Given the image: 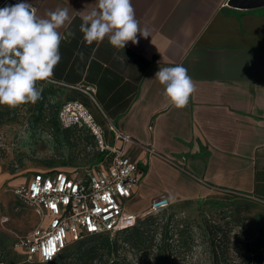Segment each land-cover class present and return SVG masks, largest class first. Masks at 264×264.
<instances>
[{"label":"crops","instance_id":"0c3cea01","mask_svg":"<svg viewBox=\"0 0 264 264\" xmlns=\"http://www.w3.org/2000/svg\"><path fill=\"white\" fill-rule=\"evenodd\" d=\"M8 1L0 0V8ZM28 2L41 17L56 8L69 11L72 22L60 29L61 61L47 81L70 98L62 104L81 102L106 143L122 147L138 166L140 182L128 200L138 204L132 213L142 214L158 197L172 205L220 193L264 205V3L132 0L150 36L138 34V44L118 50L107 38L83 41L81 16L96 0ZM177 64L196 85L181 109L164 99V86L154 79L160 67ZM114 131L130 141L115 139Z\"/></svg>","mask_w":264,"mask_h":264},{"label":"rangeland","instance_id":"374dc122","mask_svg":"<svg viewBox=\"0 0 264 264\" xmlns=\"http://www.w3.org/2000/svg\"><path fill=\"white\" fill-rule=\"evenodd\" d=\"M41 99L16 108L0 105V262L25 264L14 243L39 224L33 210L13 193L38 171L69 170L94 164L100 157L85 130L61 129L59 106L69 100L65 91L42 80ZM128 211L138 204L126 201ZM264 224V205L220 193L197 201L172 203L165 211L149 215L134 230L86 238L64 253L71 264H213L211 239L219 251L235 260L240 244L251 239ZM109 244V245H108ZM92 248L89 254L84 251Z\"/></svg>","mask_w":264,"mask_h":264},{"label":"built area","instance_id":"2783aa9c","mask_svg":"<svg viewBox=\"0 0 264 264\" xmlns=\"http://www.w3.org/2000/svg\"><path fill=\"white\" fill-rule=\"evenodd\" d=\"M57 120L62 129L87 131L102 158L93 165L71 170L34 172L13 190L39 220L29 234L17 237L14 243L15 250L29 264L51 263L71 243L89 236L115 235L129 230L139 220L171 206L168 198L158 197L142 214L128 211L125 202L133 197L140 182L136 163L124 154L122 147L106 143L104 129L81 102L62 104ZM114 134L115 139L130 141L116 131ZM141 147L149 156L163 158L152 148ZM48 251L51 255L45 254Z\"/></svg>","mask_w":264,"mask_h":264},{"label":"clouds","instance_id":"9594fccd","mask_svg":"<svg viewBox=\"0 0 264 264\" xmlns=\"http://www.w3.org/2000/svg\"><path fill=\"white\" fill-rule=\"evenodd\" d=\"M81 19L80 32L87 45L107 38L119 50L128 42L138 44V34L150 36L141 28L132 0H96ZM71 22L67 8L48 10L41 17L28 0L0 8V105L16 108L41 99L37 82L53 76L65 39L60 29ZM154 79L164 86V99L177 109L186 107L196 91L195 82L181 64L160 67Z\"/></svg>","mask_w":264,"mask_h":264},{"label":"trees","instance_id":"16d2710c","mask_svg":"<svg viewBox=\"0 0 264 264\" xmlns=\"http://www.w3.org/2000/svg\"><path fill=\"white\" fill-rule=\"evenodd\" d=\"M56 123L60 127L57 118H56ZM101 158H102V154H100L98 161ZM152 215H155V214H152ZM145 218L139 220L136 223V225L129 230H134L137 227L138 223L140 221H143ZM129 230L122 231L120 233L127 232ZM101 236H108V234L98 235V236H89L86 238H98ZM86 238H84V239H86ZM82 240L69 244L53 262L48 263V264H71L70 262L67 261V259L70 257V254L69 253L65 254L64 251L70 245L80 243ZM211 247H212L211 251H212V257H213V264H264V224L259 228V230L255 233V235L251 239L245 240L244 242H242L240 244V248L238 250V255H237V258L235 260H229L228 250H226V249L223 251L218 250L219 242L216 241V238L211 239ZM92 251H93V249L89 248L86 251H84V254H89ZM23 263L29 264V263H26L24 261H23ZM0 264H2V263L0 262ZM112 264H118V263L112 262Z\"/></svg>","mask_w":264,"mask_h":264},{"label":"water","instance_id":"95a60500","mask_svg":"<svg viewBox=\"0 0 264 264\" xmlns=\"http://www.w3.org/2000/svg\"><path fill=\"white\" fill-rule=\"evenodd\" d=\"M263 0H230L229 4L233 7L251 8L263 5ZM16 2L8 1L6 5H14Z\"/></svg>","mask_w":264,"mask_h":264},{"label":"snow or ice","instance_id":"6c2138e0","mask_svg":"<svg viewBox=\"0 0 264 264\" xmlns=\"http://www.w3.org/2000/svg\"><path fill=\"white\" fill-rule=\"evenodd\" d=\"M52 251H54V248H53ZM45 254H46V255H51V251H48V252H46Z\"/></svg>","mask_w":264,"mask_h":264}]
</instances>
